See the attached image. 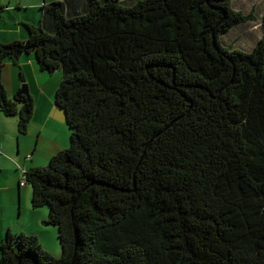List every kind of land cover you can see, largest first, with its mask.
Listing matches in <instances>:
<instances>
[{
  "label": "trees",
  "instance_id": "obj_1",
  "mask_svg": "<svg viewBox=\"0 0 264 264\" xmlns=\"http://www.w3.org/2000/svg\"><path fill=\"white\" fill-rule=\"evenodd\" d=\"M253 18L232 0H59L0 41V111L27 134L33 97L3 74L34 56L62 70L71 132L25 173L62 253L9 230L0 264H264V34L222 42Z\"/></svg>",
  "mask_w": 264,
  "mask_h": 264
},
{
  "label": "crops",
  "instance_id": "obj_2",
  "mask_svg": "<svg viewBox=\"0 0 264 264\" xmlns=\"http://www.w3.org/2000/svg\"><path fill=\"white\" fill-rule=\"evenodd\" d=\"M55 1L59 0H54V2ZM45 3H48V1L0 0V41L9 43L14 40H27L28 33L24 27V23L39 21L41 17V9H38ZM24 58L25 60H23ZM24 58H21L18 61V65L12 61L6 62L3 80L7 94L10 98H14L18 90L21 88V72L24 73L27 82L29 81L28 78L30 76L36 77L38 76V74H46L39 69L36 58L34 56H25ZM30 92L35 103V111L31 122L36 120L35 126L37 125L36 131H38V135H34L35 140L32 143L29 142L30 145L28 144V147L26 145L28 140L26 136L30 135L31 129L28 128L27 134L20 135L18 127V117L6 116L3 112L0 111V191H7L8 194H14L13 196H16L15 193L19 190L21 199L23 193L22 188L25 187L20 184L22 177L21 172H19L21 171L20 169L24 168L26 170H29L33 167L44 166V163L48 161V159L51 160V158L57 154L55 153L56 151L60 152L69 147V137L71 138V132L69 130L68 133H66L69 134V136L62 138L61 142L55 143L53 149L51 150L52 152H46L48 150V147H50V145H53V142H50L52 134L59 132V130L56 129L54 116L60 115L55 111L57 104L55 107L53 106V101L50 97L51 95H49L47 91L43 90L41 92L42 100L40 101H38L37 95L34 94L37 93L36 91H34V93L32 91ZM44 114H46V116L43 117ZM60 131H65V129L62 128L60 129ZM17 147L18 150L16 152ZM55 148L56 151L54 150ZM31 149L33 152L30 154L31 164L24 167L21 159L22 156L20 158V155L23 152L30 153ZM11 164L17 167V171H12L9 169L11 168ZM7 174H10L11 176L9 180ZM12 191H14V193H12ZM13 199H15V197H13ZM13 199L1 193L0 247L9 230H12L14 232L24 231L26 233L37 234L44 246V241L47 240L50 243L49 245H51L50 247H52L54 251L60 253L61 248L59 246V238L57 239L56 231L54 229L55 226L46 223L49 217V211L45 209L48 207H44V209L42 208L43 211H37V213L34 215L36 216V218L33 221H29L27 218L26 220L21 221V217L19 219H16V221H13L11 219L13 216L15 217L14 203L12 202ZM35 210L36 209L27 208V216L32 214V212H34ZM7 211H11V213H8ZM21 215L22 213L19 216Z\"/></svg>",
  "mask_w": 264,
  "mask_h": 264
},
{
  "label": "rangeland",
  "instance_id": "obj_3",
  "mask_svg": "<svg viewBox=\"0 0 264 264\" xmlns=\"http://www.w3.org/2000/svg\"><path fill=\"white\" fill-rule=\"evenodd\" d=\"M45 1H48V4L54 2V0H45ZM232 4L236 10H242L246 14L254 13L255 18L249 20L245 24L238 25V26L234 27L232 30H230L229 32L223 34L222 35V42L225 46L230 47L232 49H238V50H241L244 52H252L255 44L264 34V0H232ZM40 9H41V6L39 7L38 10H40ZM24 57L25 56H22L21 58H24ZM23 60H25V58ZM26 62H27V59H26ZM45 73L46 74H38V76H36V77H31V76L29 78L27 77L29 79V81L26 84L29 87V91H32L33 93H34V91L37 92L34 94L37 95L38 101L42 100L41 92L43 90L47 91L49 93V95H51L50 97L53 101V106L55 107L56 106V100H55L56 93H55V91L57 90L58 86L62 82L63 73H62V70H60V69L54 71L53 73H49V72H45ZM19 76H20V72H19ZM20 87L21 88L23 87V83H21ZM42 87H43V89H42ZM55 111L57 113H59V115H60V116H54V121L56 122V129L59 130V132L52 134V136L50 138V142H53L52 143L53 145H50V147H48V150L46 152H52L51 150L53 149V146L55 143L61 142L62 138L69 136V134H66V133H68V131L70 129H69L68 124H67L65 111L63 109H61L59 106H56ZM44 116H46V114H44L43 117ZM35 121H32L29 124V128L31 129V132H30V135L26 136V138H28L27 144H26L27 147H28L29 142L32 143L35 140L34 135L35 134L38 135V133H37L38 131H36L37 125L35 126ZM62 128L65 129V131H60V129H62ZM70 135H71V133H70ZM69 140H70V137H69ZM17 150H18V147L16 149V152H17ZM54 150L56 151V148ZM58 152L59 151H56L55 153H58ZM31 153H33L32 149H31L30 153L23 152L20 155V158L22 156L21 159H22V164H24V167L31 164V162H30V160H31L30 154ZM25 154H27V155H25ZM49 162H50V159H48V161H46L44 163V166L49 164ZM10 167H11V168H9L10 170L17 171L16 166L11 164ZM20 170L21 171H19V172H21V176H23V173L25 171H27L24 168H21ZM7 175H8V180H9L11 176H10V174H7ZM21 179H22V177H21ZM23 187H25V188H22L23 189L22 199H21V195L19 194L18 188H17L18 191L15 193L16 196H13L14 194H11V195L8 194L7 191H0V197H1V193L5 194L7 197H10L11 199H13V197H15V199H13V201H12L14 203V213H15V217L13 216L11 218L13 221H16V219H19L20 217L22 218L21 221L26 220V218L29 221H33L36 218V216H34V215L37 213V211H43V209H44V208L43 209L41 208V209L35 210L34 212H32V214L27 216L26 209L27 208L33 209V207H32L33 188L30 184H26ZM12 193H14V191H12ZM45 210L49 211L48 208H46ZM7 212L11 213V211H7ZM21 213H22V215L19 216ZM54 229L56 231V235H57V239H58L59 238L58 227L55 226ZM44 242H45L46 248H48L49 251H51L53 253V255L58 257L59 254L62 253L60 241H59V244H60L59 246L61 248L60 253L54 251V249H52V247H50L51 245H49L50 243L47 240Z\"/></svg>",
  "mask_w": 264,
  "mask_h": 264
},
{
  "label": "water",
  "instance_id": "obj_4",
  "mask_svg": "<svg viewBox=\"0 0 264 264\" xmlns=\"http://www.w3.org/2000/svg\"><path fill=\"white\" fill-rule=\"evenodd\" d=\"M19 94H25V95L30 94L28 85H27V87H22V90L20 91Z\"/></svg>",
  "mask_w": 264,
  "mask_h": 264
},
{
  "label": "built area",
  "instance_id": "obj_5",
  "mask_svg": "<svg viewBox=\"0 0 264 264\" xmlns=\"http://www.w3.org/2000/svg\"><path fill=\"white\" fill-rule=\"evenodd\" d=\"M25 173H26V171L23 173L22 179H21V181H20V184H21L22 186H24V185L27 184Z\"/></svg>",
  "mask_w": 264,
  "mask_h": 264
}]
</instances>
